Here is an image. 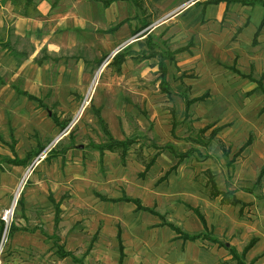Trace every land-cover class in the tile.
<instances>
[{"label":"rangeland","instance_id":"obj_1","mask_svg":"<svg viewBox=\"0 0 264 264\" xmlns=\"http://www.w3.org/2000/svg\"><path fill=\"white\" fill-rule=\"evenodd\" d=\"M185 1L0 0V264H117L121 241L125 264H161L174 250L193 264H207L195 261L201 251L219 255L207 238L181 243L164 221L239 253L250 244L245 263L264 264V26L253 38L259 18L246 26L250 5L235 0ZM125 46L118 71L110 61ZM202 94L185 111L184 98ZM93 106L115 138H134L125 161L91 144L106 140ZM39 145L29 164L5 160ZM206 170L242 203L211 197ZM123 194L158 215L110 200Z\"/></svg>","mask_w":264,"mask_h":264},{"label":"trees","instance_id":"obj_2","mask_svg":"<svg viewBox=\"0 0 264 264\" xmlns=\"http://www.w3.org/2000/svg\"><path fill=\"white\" fill-rule=\"evenodd\" d=\"M11 1L12 2L23 1L26 4H30L32 2V0H11ZM113 1H116V0H103L104 4H109V3L113 2ZM126 1H130V2H132L134 4H138V2H137L138 0H126ZM219 1H223V0H211V2H219ZM225 1H227V0H225ZM236 1H239V0H236ZM144 25L145 24H143L141 27L135 28L134 32L139 31L140 28H142ZM261 27H262V25H259L257 27V30L255 31V34H254V37L253 38H255L259 34ZM147 35H146V37H147ZM0 44H2L1 43V40H0ZM127 46H129V45H127ZM127 46H125L121 50L117 51L113 55V57L111 58L110 63H113L114 65H116V68H117L118 71L120 70L121 64L126 60V50H124V49ZM182 49H183V47H181L177 51H180ZM164 56L169 57V58H172L173 53H170V52L166 51L165 54H164ZM162 57H163V55H162ZM99 62H100V60H99ZM235 72L238 73L241 76H249V75H246V74L241 73L237 69H235ZM158 76L160 78V83L162 85V89L168 91V87L166 85L167 84V81L165 79V76H166V66H165V63L163 61V58H161V60L159 62V75ZM257 82H258V87L261 88L262 91L264 92V87H262L259 84V80ZM17 92L20 93V94H22V95H26L28 98H31V99L32 98H35L34 95H31L30 93H27L26 91H23L22 89L17 88ZM203 98H204V94L198 95V96H194V97H191V98L185 97L184 98L185 111H187L189 109V107H190V105L192 103H194L196 101H200ZM93 109H94V113H95L96 119H97L98 123L101 126L100 128L103 131V133L105 134L106 140L104 142H102L101 144H94V143H91V144L93 145V147H96L97 150L100 153H102L103 150H105V149H108V150H119L120 157L122 158V161L123 160L125 161L124 157L127 154V151H128V148H129L130 144H132L134 142V138L133 137H126V138H124L122 140L115 138L111 134V132L107 129L105 120L103 119V117H102V115L100 113V108L93 106ZM54 120L61 127H65V125L67 123V121H65V122H59L58 121V118L56 116H54ZM171 124H172V126H171V132L174 134L178 122L176 121V119L173 116H172ZM0 139H1V136H0ZM250 140H251L250 138H248L246 140V142H245L246 145H248L251 142ZM42 149H43V145H39L37 148L28 151L23 158L12 157V158H6L5 160L7 162H9V163H12V164H29L30 161H32V159L35 156H37L38 153ZM170 151H172V149H170ZM57 154H58V150L56 148H52L48 152V155L45 156V158H49L51 155H57ZM180 155L182 156L183 154H180ZM152 162H153V159L151 158V160H149L146 163L145 170H148L150 168ZM173 167H175V165L172 166V167H170L169 169H167L164 172V174L158 179L157 182H160L163 179H165L166 175L173 169ZM263 168H264V166H263ZM206 176L208 177L207 181H208V185H209V195L211 197L221 196L220 201L222 203H228V204H233V205L238 204V203H242L238 198H236V197H234L232 195V191H223V190L218 189V187L216 186L215 180H214V174L212 172H210L209 170H206ZM110 200H112V201L131 202V203H133L135 205L136 209H138V210L139 209H142V210H146V211H149L151 213H154V214H158L156 211L153 210V208L146 207V206L142 205L140 199L137 198V197H130V196H127V195L123 194V196H120L118 198H110ZM23 201H24V198L22 196H20V198L17 199V204L21 207L23 205ZM57 213H58V210H57ZM200 218H201L202 222L204 223L202 217H200ZM164 223L167 224V225H169V226H171L173 229H175L179 233V235H180V237L182 239L194 240L196 238L203 237V238L210 239L213 242H216L218 245H222V246L225 245L224 242L219 241L218 239H216V237L211 236L209 234L208 235H205L206 234L205 232L203 234H200V232L199 233L190 234V233L181 231L178 227H176L175 225H173L172 223H170L168 221H164ZM3 228H4V221H3V219L0 218V233L3 230ZM7 229H8V235H9L14 230H16L17 227H16V225H15L14 222H11ZM249 245L250 244H248L247 246H245V248L240 253L234 247H232V246L227 247V249H228V251H229V253L231 255V258H233L234 260H236L235 261L236 264H246L245 261H244V253H245V249H247V247ZM119 249L120 250H119L118 264H122V260H123V257H124V252L122 251V245H121V243H120ZM57 250L60 251V254L62 256H65V255H69L70 254L68 251H63L60 246L57 247Z\"/></svg>","mask_w":264,"mask_h":264},{"label":"crops","instance_id":"obj_3","mask_svg":"<svg viewBox=\"0 0 264 264\" xmlns=\"http://www.w3.org/2000/svg\"><path fill=\"white\" fill-rule=\"evenodd\" d=\"M117 1V0H116ZM145 1V0H144ZM173 1V5H179L181 2H183V1H185V0H183V1H181V2H179V3H176L178 0H172ZM202 1V0H201ZM205 3H207V2H211V0H203ZM101 2L103 3V5L104 6H109L111 3H113V2H111V3H109V4H104V2H103V0H101ZM138 2V4L139 3H141L142 2V0H138L137 1ZM221 2H226L225 0H223V1H221ZM221 2H219V3H221ZM235 2H238V3H243L244 4V7H247V5H250V6H248L249 7V9L248 10H250V18L248 19V22L246 23V26L248 25V23H249V21H250V19H251V17H252V13H253V18H255V19H257V18H259V21H258V23H257V26H256V28H255V30L253 31V37H254V34H255V31L257 30V27L259 26V25H262V27L264 26V0H239V1H234V3ZM132 3V2H131ZM134 4V3H133ZM197 4V3H196ZM135 5H137V4H135ZM257 5V6H256ZM182 6V4H180V7ZM186 6V8L188 7V6H190V5H185ZM184 6V7H185ZM193 6H198L199 8L202 6L201 5V3H200V1H199V3H198V5H191L190 7H188V8H193ZM179 7V6H178ZM256 8H258V9H262L261 11H262V13H261V11L260 12H258L257 10H255ZM181 9V8H180ZM180 9H178V10H175V11H173L172 13H171V15H176V14H178V13H180L181 11H180ZM262 27H261V29H260V32H261V30H262ZM259 32V33H260ZM141 35H143V34H140V35H137V36H135L134 37V40L135 39H137L138 37H140ZM146 35V34H145ZM131 44V43H130ZM129 45V44H128ZM119 51V50H118ZM116 53V52H115ZM114 53V54H115ZM103 152H104V150H103ZM172 171V170H171ZM170 171V172H171ZM169 172V173H170ZM169 173L166 175V177L169 175ZM165 177V178H166ZM215 180V179H214ZM158 181V180H157ZM215 182H216V180H215ZM216 186L218 187V189H220V190H223L224 191V189H221L218 185H217V183H216ZM209 193V192H208ZM216 197H218V196H216ZM220 198H221V196H219ZM138 198V197H137ZM215 198V197H214ZM236 198H238V199H240L238 196L236 197ZM244 199H242V201H243ZM141 201V200H140ZM243 202H245V201H243ZM238 204H240V203H238ZM238 204H235V205H238ZM145 206V205H144ZM146 207H149V206H146ZM150 208H152V207H150ZM158 215V214H157ZM159 215L160 216H163L162 215V213H159ZM197 215V214H196ZM197 217H198V219H199V228H200V226L202 227V229L203 230H206V231H208V232H210L211 231V227H210V225L208 224V219H207V217L202 213V214H200V213H198V215H197ZM200 217H202V219H203V221H204V223L202 222V220H201V218ZM168 222H170V221H168ZM171 223V222H170ZM165 224V223H164ZM167 225V224H166ZM169 226V225H168ZM176 227H178L181 231H183L182 229L183 228H181L180 226H178V225H175ZM170 227V229L172 230V231H174V233H176V235H175V237H177V239H180L181 240V243L182 242H189V243H193L194 244V242H196V241H198V240H205V239H201V237L200 238H196V239H194V240H189V239H182L181 237H180V235H179V233L175 230V229H173L171 226H169ZM185 230V229H184ZM184 232H189L188 230H185ZM198 232H200V231H198ZM190 233V232H189ZM229 234H232V233H229ZM120 236V235H119ZM214 237H216L215 235H213ZM230 236H232V235H230ZM216 238H218V237H216ZM122 240V237L120 236V241ZM121 243H123L122 241H121ZM225 243V245L224 246H222V245H218V246H216V248L218 249L217 251H218V256H213L212 254H209V252L208 253H206L207 251H204V254H202V251L199 253V256H198V258L195 260V261H205V263H207V264H211L213 261H215V262H217L218 261V259L219 258H221L222 260H229V258L231 257V255H228L227 254V252H226V250L224 249L225 247L227 248V247H229V246H232V247H234V245H227V243L226 242H224ZM122 246H123V244H121ZM195 246V245H194ZM221 247H224V248H221ZM235 248V247H234ZM223 249V250H222ZM236 249V248H235ZM237 250V249H236ZM199 251V250H198ZM238 251V250H237ZM177 254V258H176V255ZM186 255H187V253H186ZM244 255H245V253H244ZM184 257V256H183ZM183 257H180L179 255H178V253L176 252V250H174L173 251V253H172V255H170L169 256V261H161L160 263L161 264H193L192 263V261L191 260H189V261H186V260H184V261H181V258H183ZM117 264H118V260H117ZM122 264H125V253H124V257H123V260H122Z\"/></svg>","mask_w":264,"mask_h":264},{"label":"built area","instance_id":"obj_4","mask_svg":"<svg viewBox=\"0 0 264 264\" xmlns=\"http://www.w3.org/2000/svg\"><path fill=\"white\" fill-rule=\"evenodd\" d=\"M199 1H201V0H186L184 5H191V4H194V3L199 2Z\"/></svg>","mask_w":264,"mask_h":264},{"label":"bare ground","instance_id":"obj_5","mask_svg":"<svg viewBox=\"0 0 264 264\" xmlns=\"http://www.w3.org/2000/svg\"><path fill=\"white\" fill-rule=\"evenodd\" d=\"M92 86H93V84L90 86L89 91L92 89ZM89 91H88V92H89ZM81 111H82V110H81ZM25 177H26V176H25ZM13 205H14V202H13Z\"/></svg>","mask_w":264,"mask_h":264}]
</instances>
